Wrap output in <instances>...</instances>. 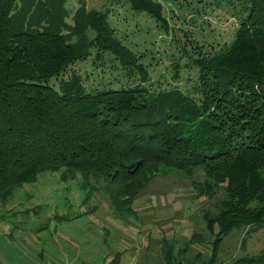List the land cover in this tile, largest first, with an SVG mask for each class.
Masks as SVG:
<instances>
[{"label":"trees","instance_id":"trees-1","mask_svg":"<svg viewBox=\"0 0 264 264\" xmlns=\"http://www.w3.org/2000/svg\"><path fill=\"white\" fill-rule=\"evenodd\" d=\"M170 1L188 11L180 20L226 6L237 21L221 49L206 54L193 42L192 54L181 50L197 70L189 90L151 88L141 59L155 51L138 53L116 36L110 5L146 14L167 34L156 0H108L99 10L84 0L73 10L68 0H0V198L61 170L64 182L79 176L81 190L102 183L114 201L110 187L120 184L133 199L162 167L199 169L197 197L223 189L216 212L203 214L214 264L232 230L264 225V0ZM106 59L111 67L87 89L90 75L74 67Z\"/></svg>","mask_w":264,"mask_h":264},{"label":"rangeland","instance_id":"rangeland-1","mask_svg":"<svg viewBox=\"0 0 264 264\" xmlns=\"http://www.w3.org/2000/svg\"><path fill=\"white\" fill-rule=\"evenodd\" d=\"M68 1L70 10L80 3ZM107 1L84 0L90 10H99ZM156 1L170 25L167 34L146 14H131L127 5H110L116 36L137 52L155 51L153 58L141 59L151 88L169 84L189 90L197 70L189 66L181 50L192 54L193 42L202 47V53L221 49L233 39L237 21L226 6L204 8L194 23L190 17L180 20L188 11L180 12L170 0ZM192 7L203 9L200 4ZM106 60L102 65L98 61L97 68L92 62L74 67L82 79L90 75L87 89L95 86L93 79L102 67H111L113 62ZM175 62L179 69L173 79ZM157 171L133 199H127L120 184L110 187L117 197L114 201L102 183L95 184V191L81 190L79 176L64 182L61 170L40 174L36 182L14 189L0 198V264H167L166 250L171 248L172 264H208L213 238L206 231L203 214L216 212L222 187L213 198L210 192L199 198V186L205 182L201 170L162 167ZM214 264H264V225L232 230L221 242Z\"/></svg>","mask_w":264,"mask_h":264}]
</instances>
